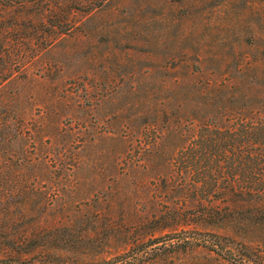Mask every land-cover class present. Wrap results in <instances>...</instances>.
I'll return each instance as SVG.
<instances>
[{
	"label": "rangeland",
	"instance_id": "374dc122",
	"mask_svg": "<svg viewBox=\"0 0 264 264\" xmlns=\"http://www.w3.org/2000/svg\"><path fill=\"white\" fill-rule=\"evenodd\" d=\"M52 1L71 30L1 89V263L118 264L140 249L135 264H264V210L206 216L167 166L193 147V118L264 109V0ZM21 109L45 171L19 167ZM206 233L227 258L199 245Z\"/></svg>",
	"mask_w": 264,
	"mask_h": 264
},
{
	"label": "trees",
	"instance_id": "16d2710c",
	"mask_svg": "<svg viewBox=\"0 0 264 264\" xmlns=\"http://www.w3.org/2000/svg\"><path fill=\"white\" fill-rule=\"evenodd\" d=\"M62 10L52 0H0V104L6 106L7 98L2 87L14 78L26 79V64L32 62L42 51L52 47L58 36L67 34L71 26L59 20L57 13ZM16 12L19 14L14 15ZM55 20V21H52ZM259 66H255V69ZM226 87V83L221 84ZM211 87V85H207ZM1 112L0 114H5ZM24 111L16 114L18 128L16 138L21 143L18 157L19 167L34 164L35 170L45 171L50 166L47 158L35 159L27 149L32 129L23 117ZM195 117V116H194ZM6 120L5 116L1 122ZM199 126V135L192 148L181 149L183 156L170 158L167 166L174 161L180 165L179 172L190 178L195 194L201 196L197 205L206 207V216L222 219L223 210L238 209L264 210V109L241 108L228 115L193 118ZM46 129L40 127L34 133L41 135ZM32 137V136H31ZM24 162V163H23ZM22 170V167H20ZM36 177V176H35ZM222 185V187H221ZM37 194V191H34ZM41 194V193H39ZM209 199V200H207ZM206 203V204H205ZM221 221H225L222 219ZM67 225L50 227L29 226L21 232L25 240L36 236L40 230L65 229ZM199 240V245L222 257H228V250L216 235ZM182 246L193 244L190 238L178 240ZM26 253V252H25ZM142 253L143 255H139ZM147 254L146 251L133 256H120L118 264H135ZM233 256L237 264H251L247 258ZM4 260H0V264ZM22 264L21 260L9 264Z\"/></svg>",
	"mask_w": 264,
	"mask_h": 264
}]
</instances>
